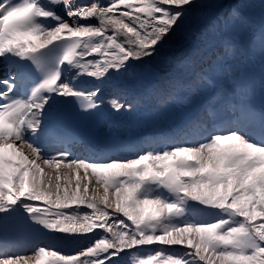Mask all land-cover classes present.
Returning a JSON list of instances; mask_svg holds the SVG:
<instances>
[{"label":"snow or ice","instance_id":"6c2138e0","mask_svg":"<svg viewBox=\"0 0 264 264\" xmlns=\"http://www.w3.org/2000/svg\"><path fill=\"white\" fill-rule=\"evenodd\" d=\"M180 35L199 41L186 76L153 98L210 93L196 114L132 156L73 158L60 110L135 111L124 90ZM0 264H264V0H0Z\"/></svg>","mask_w":264,"mask_h":264},{"label":"bare ground","instance_id":"6f19581e","mask_svg":"<svg viewBox=\"0 0 264 264\" xmlns=\"http://www.w3.org/2000/svg\"><path fill=\"white\" fill-rule=\"evenodd\" d=\"M194 36L195 35H193L190 40L186 39L183 35L174 37L172 40L169 41L167 47L162 51L161 55L153 58V61H152L153 72L152 73L155 74V76H156L155 80L157 77H160L161 73H165L171 68V64L173 63V61L175 59H177L178 56H180V53L182 50L189 49L191 47V45L194 46V48H195V46L199 43V41L197 39H194L195 38ZM146 79L150 80V81H155L154 79H151L150 77L146 78ZM113 83L119 84L120 81L116 80ZM144 85H145V81L143 79V83L141 84V87H144ZM129 88L124 90L123 94L126 96L127 100L130 103L137 104L138 101L140 100V99H138L139 94L137 93L136 96L133 97V99H131ZM106 90L114 91L113 88H108ZM135 113L136 112L133 111L131 113H127L124 115L127 116V118L129 116L136 117V116H134ZM142 119L143 118H141V120ZM128 129H131L130 125H128Z\"/></svg>","mask_w":264,"mask_h":264},{"label":"rangeland","instance_id":"374dc122","mask_svg":"<svg viewBox=\"0 0 264 264\" xmlns=\"http://www.w3.org/2000/svg\"><path fill=\"white\" fill-rule=\"evenodd\" d=\"M196 24H197V21L195 18H193L192 20V29L195 31L196 30ZM213 38V37H212ZM184 52V51H183Z\"/></svg>","mask_w":264,"mask_h":264}]
</instances>
